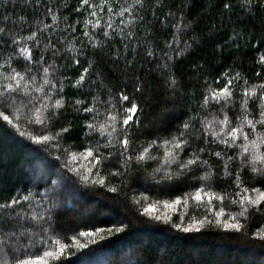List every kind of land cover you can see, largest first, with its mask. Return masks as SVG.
<instances>
[{
    "label": "snow or ice",
    "instance_id": "1",
    "mask_svg": "<svg viewBox=\"0 0 264 264\" xmlns=\"http://www.w3.org/2000/svg\"><path fill=\"white\" fill-rule=\"evenodd\" d=\"M198 2L200 10L189 18ZM0 7V138H23L29 149L14 161L20 177L11 194L0 187V264H49L53 257V264H62L66 251L76 259L73 247L98 255L108 237L128 235L123 220L78 234L81 225L60 223L57 209L96 186L117 198L132 191L141 214L183 232L240 233L253 213L264 217V0H76L70 10L63 0L55 7L54 0H11L19 14L8 11L9 0H0ZM202 20L204 28L188 36ZM69 36L80 37V44L66 42ZM213 37L214 49L231 54L232 63L214 77L203 74L205 87L199 96L193 93L195 104L190 101L181 120L175 66ZM241 48L255 53L252 78L237 69ZM106 57L123 70L119 86L104 83ZM153 62L155 84L141 74ZM73 66L75 77L61 74ZM204 68L203 62L192 65L197 73ZM69 85L78 95L67 94ZM157 103L160 111L150 117ZM69 110L71 117L61 122ZM76 125L82 146L72 140ZM3 159L0 154V169ZM156 160L149 174V162ZM3 176L0 171V184ZM148 180L190 191L142 204L134 186ZM185 198L198 206L206 200V214L178 220L158 214L157 204L178 214L172 206ZM69 232L73 243H62ZM251 236L264 242V225ZM33 248L44 249L43 255L30 254ZM112 253L106 264H145L122 257L120 245Z\"/></svg>",
    "mask_w": 264,
    "mask_h": 264
},
{
    "label": "trees",
    "instance_id": "2",
    "mask_svg": "<svg viewBox=\"0 0 264 264\" xmlns=\"http://www.w3.org/2000/svg\"><path fill=\"white\" fill-rule=\"evenodd\" d=\"M75 2L76 0H63V3L69 6V10ZM200 7L201 4L199 2L194 4L189 18L195 16ZM2 11L3 8L0 7V12ZM8 11L19 14L22 9H13L11 0H9ZM26 11L29 18H31L33 13L30 10ZM45 19L48 20L50 18ZM206 23L207 20H202L196 29L188 32V36H193L194 32L202 30ZM60 25L63 27V13ZM255 34L259 36L260 33L257 31ZM223 38L227 39V33ZM66 42L78 45L80 44V37L72 40L71 36H69ZM215 43H217L216 37L205 39L175 66L177 76L181 81L180 86L183 90L178 91L175 100L176 112L181 120L184 118L182 113L187 111L190 101L195 104L193 93L199 96L205 87L203 74L206 73L210 77H214L224 67L232 63L231 54L222 56L220 52L214 49ZM236 55L238 61L240 58L243 60L242 65L237 64V69L252 78L256 71L254 63L255 53L251 49L245 50L241 48ZM0 59H2V56H0ZM201 62L205 64V68L200 73L194 72L192 65ZM154 65L155 62L152 65L146 63L144 71L141 73L151 79L153 84L157 82L156 72L152 70ZM78 71L73 66L61 74L75 77ZM101 71L106 77L105 85L115 84L119 86L123 71L119 64L113 63L111 58L106 57L101 63ZM242 85L243 81H240L238 87ZM67 94L69 96L78 95L70 85L67 89ZM163 99L164 97L161 95L160 100L162 101ZM159 111L160 104L157 103L148 115L150 117L157 115ZM70 117L71 111L69 110L62 117L61 122ZM72 118L74 121L78 120L77 117ZM81 137L82 133L78 125L74 126L72 133L74 146H82L85 143ZM27 143L23 138H0V154H3L4 157V168L0 169V171L4 172L3 184H0V187L4 189L5 195L11 194L13 183L19 180L20 172L17 170L14 161L18 157L29 154ZM158 164L159 160L149 162V174ZM134 187L135 196L141 200L142 204H146V202L154 203L156 200L174 199L176 195L190 191L189 188L184 187L182 184L168 189L159 188L154 186L151 180H148L143 186L136 185ZM33 191L35 192L36 190L34 189ZM40 191L42 192L43 189L41 188ZM132 195L133 192L128 191L120 193L119 198H117V194L108 192L106 188L96 186L95 188H88L86 195L80 199L68 198L67 202L57 209L61 213L59 221L65 227L71 229L77 224L81 225V227L75 228L78 234L81 228L86 229L93 224L97 227H109L111 224L123 220L127 225L128 235L121 236L116 234L114 237H108L105 251L98 255H93L89 249L77 250L73 247L76 259L74 260L72 255L66 251L61 258L62 264H106V261L112 258V247L114 245H120V255L122 257L129 256L130 259L143 261L145 264H264V242L251 236V231L264 225V217L259 214L253 213L246 229L240 233L225 231L222 228H204L199 232H183L171 228L170 225L162 221H155L149 216L141 214L139 210L141 205L132 203L130 199ZM225 206H227V201H225ZM156 208L158 214L164 215L168 213L173 215V219L178 220L180 215L185 214H187L189 219L203 217L206 214L208 204L205 200L198 206L194 199L185 198L180 205L172 206V208L177 209L178 214H174L162 204H157ZM133 214L139 216L140 220H136ZM117 226H119L118 223ZM71 234V232L68 233L69 238L67 241L61 237V242L72 244L73 242L70 240ZM81 242L87 243V238H83ZM43 251L44 249L33 248L30 254L42 256ZM55 260V257L49 258V264H53ZM35 264H40V262H35Z\"/></svg>",
    "mask_w": 264,
    "mask_h": 264
},
{
    "label": "rangeland",
    "instance_id": "3",
    "mask_svg": "<svg viewBox=\"0 0 264 264\" xmlns=\"http://www.w3.org/2000/svg\"><path fill=\"white\" fill-rule=\"evenodd\" d=\"M146 204H147V202H146Z\"/></svg>",
    "mask_w": 264,
    "mask_h": 264
}]
</instances>
